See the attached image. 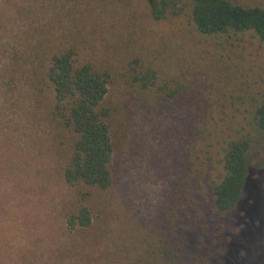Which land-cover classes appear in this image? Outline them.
Masks as SVG:
<instances>
[{
    "label": "rangeland",
    "instance_id": "374dc122",
    "mask_svg": "<svg viewBox=\"0 0 264 264\" xmlns=\"http://www.w3.org/2000/svg\"><path fill=\"white\" fill-rule=\"evenodd\" d=\"M228 1L264 9V0ZM42 2L0 0V264H149L141 263L148 261L146 252L169 261L181 237L161 226L169 199L182 195L186 203L197 183L223 174L213 152L204 172H193L186 131L202 116L220 117L217 101L224 102L231 79L216 70L214 47L196 37L185 18L156 23L139 0H52L47 12ZM43 31L51 40L61 35L112 74L106 95L113 110L112 184L88 200L91 225L72 231L66 217L76 203L62 175L65 154L48 121V98L27 81ZM14 54L21 59L14 61ZM133 59L155 72L157 87L136 92ZM11 64L24 74L8 78L3 69ZM245 64L264 71V52L252 61L247 55ZM159 86L180 94L168 101ZM189 96L196 105L187 103ZM224 108L230 112L228 104ZM214 128L208 119L206 129ZM247 164L245 190L225 218L221 264H237L243 254L239 264H264V147L254 148ZM183 242L180 262L194 246L192 239Z\"/></svg>",
    "mask_w": 264,
    "mask_h": 264
},
{
    "label": "trees",
    "instance_id": "16d2710c",
    "mask_svg": "<svg viewBox=\"0 0 264 264\" xmlns=\"http://www.w3.org/2000/svg\"><path fill=\"white\" fill-rule=\"evenodd\" d=\"M39 1H43L46 12L51 10L46 7V2L50 5L52 0ZM139 1L143 3L147 16L156 23H173L185 18L191 32L214 47L216 70L232 82L231 85L228 80L225 82L230 86L228 95H222L224 102L217 101L218 108H221L218 110L220 117L202 116L199 124L186 131L187 164L191 165L193 172H200L201 168L204 172L203 166L213 155L222 166L223 174L218 180L206 179L197 183L194 197L186 203L182 202V195L175 198L178 202L170 198V214L163 212L164 223L161 225L162 228H172L177 236L181 234L175 252L172 251L174 255L169 261L163 260V264L180 262V252L188 246L187 243L183 245V241L187 239L194 241L193 250L190 258L180 264H221L226 253L225 218L236 208L245 190L251 151L264 147V71L245 64L247 55L252 61L254 55L259 57L264 52V9L243 7L228 0ZM26 34L29 39V33ZM41 36L33 49L27 81L30 89L38 95L44 93L48 98V121L65 154L62 175L64 182L73 189L76 203L74 212L66 217L67 229L88 228L91 225L88 200L112 184L111 163L115 153L111 134L113 110L106 103L112 74L108 68L85 60L79 49L61 35L51 40L52 36H45L43 31ZM21 56L14 54L12 59L18 61ZM129 69L137 93L157 87L155 72L139 68L138 60L133 59ZM3 72L10 79L14 74H24L12 64ZM158 89L168 101L180 94V89L167 90L163 86ZM38 95L35 93L36 100ZM187 103L196 105L195 97L189 96ZM207 104V100L202 103L203 106ZM226 104L230 112L225 111ZM208 119L214 121L213 133L206 129ZM199 143L203 147H198ZM146 254L148 261L142 260L141 263L162 264V256Z\"/></svg>",
    "mask_w": 264,
    "mask_h": 264
},
{
    "label": "flooded vegetation",
    "instance_id": "af4514ba",
    "mask_svg": "<svg viewBox=\"0 0 264 264\" xmlns=\"http://www.w3.org/2000/svg\"><path fill=\"white\" fill-rule=\"evenodd\" d=\"M254 249H256V248H254ZM245 257H246V254H243L242 256H241V259H240V261L237 263V264H239L242 260H244L245 259Z\"/></svg>",
    "mask_w": 264,
    "mask_h": 264
}]
</instances>
